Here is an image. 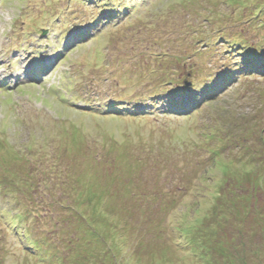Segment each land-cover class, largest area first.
<instances>
[{
	"label": "rangeland",
	"instance_id": "obj_1",
	"mask_svg": "<svg viewBox=\"0 0 264 264\" xmlns=\"http://www.w3.org/2000/svg\"><path fill=\"white\" fill-rule=\"evenodd\" d=\"M60 1L0 0V71L20 63L19 54L24 70L34 69L12 75L21 92L0 90V119H9L0 127V181L16 191L38 183L19 193V208L27 238L47 242L39 253L25 250L0 207V264H264V76L233 84L236 66L263 68L264 0H134V14L94 31L74 53L49 35L57 11L71 9ZM126 2L76 8L112 14ZM72 60L89 95L110 89L149 112L153 86L157 98L188 93L189 76L202 81L223 71L226 86L188 116L85 118L64 106L89 105L68 80ZM49 62L47 75L37 76L44 83L29 86L31 72ZM196 92L206 97L204 88ZM78 200L98 203L104 238L78 227L75 237L76 216L66 207Z\"/></svg>",
	"mask_w": 264,
	"mask_h": 264
},
{
	"label": "trees",
	"instance_id": "obj_2",
	"mask_svg": "<svg viewBox=\"0 0 264 264\" xmlns=\"http://www.w3.org/2000/svg\"><path fill=\"white\" fill-rule=\"evenodd\" d=\"M98 24V22L96 23ZM250 54V52H248ZM262 54V53H260ZM261 59H262V56H259ZM260 61L262 62L263 64V67H264V61L261 60ZM244 68L245 67H249L248 65H244L243 66ZM241 65H238L236 66V69H237V72L239 71H242L244 68H243ZM232 75V72L230 74V76ZM179 96V95H178ZM110 113H108L109 115ZM107 115V114H106ZM64 146H66V143L64 142ZM14 173H13V176L11 177H6V178H13L14 177ZM21 178V177H19ZM35 184H38L37 182H27L26 184L22 185V188H20V190L24 191V192H28L30 191L29 189H32V187L35 186ZM4 187L6 188H11L9 185L7 184H4ZM134 188H131V190H133ZM115 194V192H114ZM109 196V195H108ZM225 203V202H224ZM223 203V209H226L225 207V204ZM235 200H234V206H236L235 204ZM90 204H82L81 200H78L77 202H73L72 205H70L69 207H66V211H68L69 215L73 214L76 216V226L74 225V223L71 225V230L73 232V234H75V237L78 236L77 233H79L80 230L81 233H83L84 231H89L90 229V233H94L95 234V237L97 238V240H100L98 235L100 236V238H104V236L101 234V229L98 227V221H97V218L96 217V208L98 206H95V205H98V203L96 201H94L91 205V207H89ZM234 209V208H233ZM95 214V215H94ZM239 215V214H238ZM211 216H212V213H211ZM211 216H210V222H209V227L211 229V227L215 228V226L213 225L216 221V219L219 217L217 215V212L214 214L213 218L211 219ZM28 217V214L26 216V218ZM93 219V220H92ZM25 218H24V214H15L14 216V221L17 223V224H22L24 222ZM228 220V219H226ZM85 223H88V226L85 225ZM217 224H221V221L218 222ZM213 225V226H212ZM74 227H78L76 228L77 229V233L74 232L73 228ZM24 230V229H23ZM190 232L193 230V227L189 228ZM32 232L29 231V235H31ZM235 235V233H234ZM116 237V236H115ZM47 244L46 241L43 240V238H41V240L39 241H33L32 239H28L27 240V245L30 246V247H33L34 248V252H37L39 253V251L43 248H45V245ZM262 251H264V249L262 248L261 249ZM260 251V249H259ZM54 256V255H53ZM55 259L57 258V256H54ZM54 259V260H55ZM206 258V262L207 264H214L215 262L212 263V261L208 260ZM42 261V260H41ZM60 263H63L64 264V258L62 259ZM216 264H222V263H219V261L217 260V263Z\"/></svg>",
	"mask_w": 264,
	"mask_h": 264
},
{
	"label": "bare ground",
	"instance_id": "obj_3",
	"mask_svg": "<svg viewBox=\"0 0 264 264\" xmlns=\"http://www.w3.org/2000/svg\"><path fill=\"white\" fill-rule=\"evenodd\" d=\"M253 63V62H252Z\"/></svg>",
	"mask_w": 264,
	"mask_h": 264
}]
</instances>
